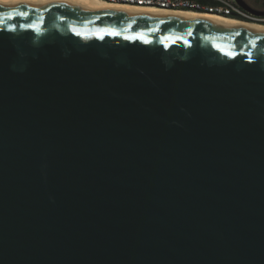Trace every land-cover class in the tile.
<instances>
[{"label": "water", "instance_id": "water-1", "mask_svg": "<svg viewBox=\"0 0 264 264\" xmlns=\"http://www.w3.org/2000/svg\"><path fill=\"white\" fill-rule=\"evenodd\" d=\"M0 264H264V32L0 1Z\"/></svg>", "mask_w": 264, "mask_h": 264}, {"label": "built area", "instance_id": "built-area-1", "mask_svg": "<svg viewBox=\"0 0 264 264\" xmlns=\"http://www.w3.org/2000/svg\"><path fill=\"white\" fill-rule=\"evenodd\" d=\"M111 4L144 6L164 10H192L198 12L211 10V14L214 15L264 24V15L246 9L238 0H111Z\"/></svg>", "mask_w": 264, "mask_h": 264}, {"label": "bare ground", "instance_id": "bare-ground-1", "mask_svg": "<svg viewBox=\"0 0 264 264\" xmlns=\"http://www.w3.org/2000/svg\"><path fill=\"white\" fill-rule=\"evenodd\" d=\"M0 1L11 2L14 4H21V3L39 4V3L55 2V3H60L64 6H98V7L112 8V9H129L138 13L171 12L186 19H208V20H215L218 22H229L243 28H249L264 32L263 23H251L236 18L214 15L211 14V10H203V12L192 11V10H164V9H156V8H150L144 6H126L120 4H111V0H0Z\"/></svg>", "mask_w": 264, "mask_h": 264}, {"label": "crops", "instance_id": "crops-1", "mask_svg": "<svg viewBox=\"0 0 264 264\" xmlns=\"http://www.w3.org/2000/svg\"><path fill=\"white\" fill-rule=\"evenodd\" d=\"M253 7H256V4L264 5V0H247Z\"/></svg>", "mask_w": 264, "mask_h": 264}, {"label": "flooded vegetation", "instance_id": "flooded-vegetation-1", "mask_svg": "<svg viewBox=\"0 0 264 264\" xmlns=\"http://www.w3.org/2000/svg\"><path fill=\"white\" fill-rule=\"evenodd\" d=\"M247 2V1H246ZM251 7H253L249 2H247ZM253 8H255V9H258V10H264V5L262 6V7H259V6H257V7H253Z\"/></svg>", "mask_w": 264, "mask_h": 264}, {"label": "rangeland", "instance_id": "rangeland-1", "mask_svg": "<svg viewBox=\"0 0 264 264\" xmlns=\"http://www.w3.org/2000/svg\"><path fill=\"white\" fill-rule=\"evenodd\" d=\"M257 6L262 7L263 5L256 4V7H257Z\"/></svg>", "mask_w": 264, "mask_h": 264}]
</instances>
